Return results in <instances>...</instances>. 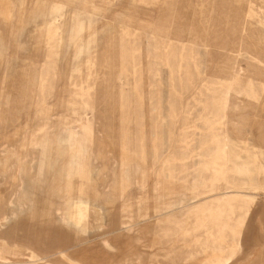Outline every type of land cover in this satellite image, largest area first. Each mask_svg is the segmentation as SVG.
Returning <instances> with one entry per match:
<instances>
[{
  "label": "rangeland",
  "instance_id": "374dc122",
  "mask_svg": "<svg viewBox=\"0 0 264 264\" xmlns=\"http://www.w3.org/2000/svg\"><path fill=\"white\" fill-rule=\"evenodd\" d=\"M263 2L0 0V160L33 154L36 169L46 137L64 138L74 127L89 141L80 168L63 173L55 143L45 180L31 177L34 170L21 172L35 195L0 226V264H77L89 260L87 251L113 261L129 254L127 264H217L229 256L223 264H264ZM111 131L128 138L126 148L107 138ZM225 140L229 163L221 165L216 192L170 206L188 189L204 192L213 177L204 162L215 164L207 150ZM186 167L204 170L205 179L196 180V171L188 183L166 175ZM229 175L236 186L228 189L230 200L218 203ZM105 186L118 196L109 230L69 216L82 204L90 214ZM17 196L7 194L12 209ZM198 206L215 209V231L224 229L226 242L207 238L198 254L178 255L185 241L200 238L201 223L211 227L208 215L200 220L193 213ZM32 229L36 236L29 238ZM107 245H115L108 254L101 251Z\"/></svg>",
  "mask_w": 264,
  "mask_h": 264
},
{
  "label": "bare ground",
  "instance_id": "6f19581e",
  "mask_svg": "<svg viewBox=\"0 0 264 264\" xmlns=\"http://www.w3.org/2000/svg\"><path fill=\"white\" fill-rule=\"evenodd\" d=\"M251 1V0H249ZM234 2V1H232ZM245 4V3H244ZM247 7V6H246ZM261 7L264 9V2L262 3ZM221 11H223V9H221ZM223 14V13H222ZM178 17V16H177ZM163 18V17H162ZM167 18V17H166ZM170 19V18H169ZM228 19V18H227ZM244 19V18H243ZM245 21V20H244ZM229 26V25H228ZM155 34V33H154ZM169 34V33H168ZM156 36V35H155ZM158 37V35H157ZM177 39V38H176ZM192 41V40H191ZM195 41V40H194ZM189 42V41H188ZM182 47V46H181ZM225 47V46H224ZM174 49V48H173ZM174 51V50H173ZM179 57V56H178ZM104 65V64H103ZM20 66V65H19ZM82 67V65H81ZM20 68V67H19ZM22 68V67H21ZM24 68V67H23ZM44 69V68H43ZM102 70V69H101ZM39 71V70H38ZM50 71V70H48ZM17 72V71H16ZM25 72V71H24ZM32 72V71H31ZM239 72V71H238ZM17 74V73H16ZM29 74V73H28ZM34 74V73H33ZM32 74V75H33ZM46 74V73H45ZM44 74L43 78L46 77ZM50 74V72H49ZM48 74V75H49ZM85 74V73H84ZM21 75V74H20ZM25 75V74H23ZM59 75V73H58ZM61 75V74H60ZM74 75V74H72ZM18 76V75H17ZM50 76V75H49ZM48 76V78H49ZM53 76V75H52ZM50 76V77H52ZM81 76V75H80ZM98 76V75H97ZM12 77V76H10ZM18 78V77H17ZM16 78V79H17ZM20 78V77H19ZM38 78V77H37ZM96 79V78H95ZM119 79V78H118ZM50 80V79H49ZM76 80V79H75ZM11 81H15V80H11ZM29 80H27L28 82ZM48 81V79H47ZM56 82V81H55ZM9 83V82H8ZM7 83V85H8ZM50 83V82H49ZM79 83V82H78ZM97 83V82H96ZM37 84V83H36ZM72 84V83H71ZM70 84V85H71ZM77 84V83H76ZM6 85V87H7ZM35 85V83L33 84ZM31 85V86H33ZM19 86V85H18ZM9 87V86H8ZM230 87V86H229ZM12 88V87H11ZM29 88V87H28ZM35 88V87H34ZM4 89V88H3ZM39 89H42V88H39ZM18 90V89H17ZM72 90V89H71ZM3 91V90H2ZM38 91V90H37ZM20 92V91H19ZM34 92V91H33ZM45 92V91H44ZM47 92V91H46ZM23 93V92H22ZM36 93V92H34ZM18 94V93H17ZM24 94V93H23ZM47 94V93H46ZM20 95V94H19ZM18 95V96H19ZM37 95V94H35ZM16 96V95H15ZM218 98V97H217ZM29 99V98H26V100ZM225 99V98H223ZM22 100V99H21ZM13 101V100H12ZM21 102V101H20ZM44 102V101H43ZM72 102V101H71ZM76 102V100H75ZM221 102V101H220ZM12 103V102H11ZM27 103V102H26ZM222 103V102H221ZM228 103V102H227ZM223 104V103H222ZM2 105V104H1ZM20 105V104H19ZM28 105V104H27ZM108 105V104H107ZM86 106V105H85ZM227 107V105H226ZM11 108V107H10ZM218 109V108H217ZM227 109V108H226ZM225 109V110H226ZM76 111V110H75ZM221 111V110H220ZM16 112V111H15ZM7 113V112H6ZM221 113V112H220ZM84 114V113H83ZM10 115V114H9ZM84 116V115H83ZM62 117V116H61ZM223 117V116H222ZM56 119V118H55ZM62 119V118H61ZM60 119V120H61ZM54 120V119H53ZM226 121V120H224ZM227 123V122H225ZM71 126V125H70ZM64 127V126H63ZM69 127V126H67ZM217 127V126H216ZM220 127V126H219ZM218 127V128H219ZM223 127V126H222ZM217 129V128H216ZM225 129V128H223ZM222 130V129H221ZM66 132V131H65ZM69 132V131H68ZM97 132V131H96ZM190 132V131H189ZM188 132V133H189ZM219 132V131H218ZM9 135H7V138H11L10 135H13V133L11 131L8 132ZM215 134V133H214ZM225 134V133H224ZM32 135V134H31ZM60 135V134H59ZM98 135V134H97ZM191 135V133H190ZM221 135V134H220ZM107 138L108 139H113L114 142H118L119 145L123 146L126 148V145L128 144V138L126 137H123L121 135H117L116 133L114 132H109L107 134ZM188 136V135H187ZM31 137V136H30ZM34 137V136H33ZM32 137V138H33ZM105 137V136H104ZM209 137V136H208ZM227 137V136H226ZM225 137V138H226ZM243 137V136H242ZM13 138V137H12ZM91 138V137H90ZM106 138V137H105ZM223 139V138H222ZM8 140V139H7ZM27 140V139H26ZM228 140V139H227ZM9 141V140H8ZM29 141V139H28ZM106 141V140H105ZM108 141V140H107ZM212 141V140H211ZM226 141V140H225ZM237 141V140H236ZM20 142V141H19ZM25 142V140H22V143ZM88 138L87 136L82 133L80 131L79 128H75L74 127V130L72 129V131H70L67 136H65L64 138H59V137H56L54 134H49L46 139H45V143L43 145L40 146L39 150L36 151L38 152L39 154V158H38V164H37V168L35 169L33 166H32V162L35 161V157H28L29 159H25L26 156H23L22 157V154L17 152V154H13V156L11 155L10 157H7L6 158V155L3 157L1 160H0V226L2 225V223L4 221H6L11 215L14 214V212L16 210H20L22 209V207L30 204L34 198V195H35V188L32 187V188H28V186L23 182V179L21 177V172H24L25 173H28L29 172H32L34 170V173L32 174L31 177H38L39 180L40 179H43L45 180L46 176L48 175L50 169L52 168V160L54 158V152L52 151V148H53V144L57 143L59 144L60 146V150H58L57 154L60 156V158H62V162H63V165H62V172L63 170H66L68 169V167H73L74 164H77L78 167L77 168H80L82 167L81 165H83V162H84V155H85V146L86 144L88 143ZM185 142V141H184ZM192 142V141H191ZM238 142V141H237ZM240 142L244 145V148L245 150L247 151L248 148H247V142L248 141H245L243 139L240 140ZM18 143V142H17ZM21 143V142H20ZM30 143H31V146L35 145L36 142L35 140L31 141L30 140ZM187 143V142H186ZM185 143V144H186ZM193 143V142H192ZM240 144V143H239ZM23 145V144H21ZM29 145V144H28ZM230 145V144H229ZM228 145V142L226 141V143L218 148H212V149H208L207 150V153L211 156V157H215V164L214 165H211L209 163V158H206V161L204 162V169L207 171L210 172L212 179L210 180V183L209 184H205L204 185V188H203V191L201 193L200 189L197 187V189H188V193H184L183 196H186L185 198H182L180 199L178 202L176 203H172L170 206H173V205H181V206H187L189 205L190 203L193 202V200H195L199 195L201 194H214L216 192V183L220 181V177L222 174V170H225L224 168L221 167V165L225 164L227 165L229 163V152L228 150L230 149ZM92 146V145H91ZM100 146V145H99ZM188 146V145H186ZM21 146H19L18 148H20ZM110 147V145H109ZM117 147V146H116ZM185 147V146H184ZM15 148V147H14ZM183 148V147H181ZM190 148V147H189ZM57 149V148H56ZM185 149V148H184ZM188 149V148H187ZM186 149V150H187ZM6 150V149H5ZM17 150V149H16ZM15 150V151H16ZM96 150V149H95ZM179 150V149H178ZM102 151V150H101ZM231 151V150H230ZM13 152V151H12ZM90 152V151H89ZM93 152V151H92ZM91 152V153H92ZM119 152V151H118ZM190 152V150H189ZM187 151V153H189ZM238 152V151H237ZM211 153V154H210ZM236 153V152H235ZM6 154V153H5ZM191 154V153H190ZM198 154V153H197ZM94 155V154H93ZM106 155V154H105ZM118 155V154H117ZM177 155V154H176ZM236 155V154H235ZM35 156V155H33ZM107 156V155H106ZM185 156V155H184ZM117 157V156H116ZM179 157V156H178ZM235 158V157H234ZM98 159V158H97ZM104 159V158H103ZM26 160V161H24ZM106 160V158H105ZM185 160V159H184ZM183 160V161H184ZM187 160V159H186ZM109 161V160H108ZM164 162V161H163ZM178 162V161H177ZM194 162V161H193ZM237 162V161H236ZM190 163V162H189ZM247 163V162H246ZM93 164V163H92ZM114 164V163H113ZM191 164V163H190ZM239 164V163H238ZM202 165V164H201ZM235 165V164H234ZM237 165V164H236ZM242 165V164H241ZM247 165V164H246ZM166 166V165H165ZM248 166V165H247ZM33 167V168H32ZM112 167V166H111ZM233 167V165L231 166ZM238 167V166H237ZM109 168V167H108ZM120 168V167H119ZM187 169L185 170H177L176 173H167V177H169L170 179H172L173 181L175 182H184V183H188L192 180L191 178V172L193 171H196V180H204L205 177H204V170L202 169H196L195 167H186ZM234 168H236L234 166ZM249 168V167H247ZM71 169V168H70ZM240 169V167H239ZM103 170V169H102ZM233 171V170H232ZM60 171L58 170V173ZM60 172V173H62ZM65 173V172H63ZM67 173V172H66ZM110 173V171H109ZM27 174V175H28ZM221 174V175H220ZM225 174V172H224ZM20 175V176H19ZM46 175V176H45ZM61 175V174H60ZM63 175V174H62ZM67 175V174H66ZM76 175V174H75ZM106 175V174H105ZM104 176V175H103ZM234 176V174L232 175ZM236 176V175H235ZM58 177V176H57ZM60 177V176H59ZM62 177V176H61ZM72 177V176H71ZM127 177V176H126ZM223 185H224V192H222L220 195H217L218 197H215L217 200L216 202L220 203V202H223V203H226L228 201V189L232 188V187H235L236 186V182L235 181H232V177L230 179V175L227 177V176H223ZM66 178V177H65ZM70 178V177H69ZM98 178V177H97ZM96 178V179H97ZM75 179V178H74ZM234 179V177H233ZM32 180V179H31ZM58 180V179H57ZM64 180V179H63ZM101 180V179H100ZM242 179H239V181H241ZM42 181V180H41ZM92 181V180H91ZM102 181V180H101ZM206 181V180H205ZM37 182V181H36ZM39 182V181H38ZM64 182V181H63ZM243 182V181H242ZM241 182V183H242ZM60 183V182H59ZM99 183H102V182H99ZM109 183V182H108ZM111 183V182H110ZM240 183V184H241ZM218 184V183H217ZM239 184V183H238ZM94 185V184H93ZM107 185V183L105 184ZM238 186V185H237ZM54 187H57V189L62 192V185H59V184H55ZM106 187V186H105ZM111 186H108L106 187V193H103L100 194V201H98L96 204H94L93 206H91L92 208V211L90 212V214H86L84 209H86V206L84 204H82L81 206H76L74 209H76V211H74V209H70L68 211V214L69 216H73L75 218V220L77 222H82L85 220V218L83 219V217H87L88 221L87 223L89 224H95L98 228H101V229H104L106 228V230H109L110 228V220L112 219L113 215H114V212H115V203H116V198L118 197L117 196V190L116 188L111 190L110 189ZM114 187H116V185H114ZM108 188V190H107ZM30 191H29V190ZM12 190V193H14V195L18 194L17 198H16V204H15V208H10V205L12 204V201L7 197V194L9 193V191ZM105 190V189H104ZM234 190V189H233ZM64 191V190H63ZM92 191V190H91ZM246 191V190H245ZM94 192V191H93ZM62 194V193H61ZM10 197H11V194H9ZM172 195H174V193L172 192ZM96 197V196H95ZM243 197V196H242ZM237 199V198H235ZM239 199V198H238ZM247 199V198H246ZM245 199V200H246ZM175 200V199H174ZM230 200V199H229ZM234 201V200H233ZM206 202V201H205ZM214 202V201H213ZM251 202V201H250ZM206 203H209L208 201ZM246 203V202H245ZM244 203V204H245ZM201 204V203H200ZM193 205V204H192ZM209 205V204H207ZM85 206V207H84ZM195 206V205H194ZM202 206V205H201ZM213 206V205H212ZM211 206V207H212ZM69 207V206H67ZM191 207V206H190ZM229 207V206H228ZM197 208V207H196ZM199 208V206H198ZM196 209L195 212V215L198 216V218L200 220H203L204 216H209L211 218V227H209V225H206L205 223H201L200 221V226L202 225V228H203V232H201V236L200 238H197V239H194V240H191V239H188V240H191V242L189 241H185V247L187 249V251H184L186 250L184 248L183 251H178V255H182V252L184 254H188V253H197L198 254V246L202 247L203 245L207 244L209 241H216V243L219 242L220 243H225L226 240L223 236V230L221 228V230H219V232L215 231V227L218 226V219L215 215V209H212L210 208L209 206H205L203 208H199V209ZM215 208V207H214ZM221 208V207H220ZM231 208V207H230ZM229 208V209H230ZM190 209V208H189ZM224 209V208H223ZM226 209V208H225ZM239 209V208H238ZM237 209V210H238ZM187 210V209H186ZM194 210V207L193 209ZM191 210V211H192ZM218 211H221V209H219V207L217 206V209ZM231 210V209H230ZM246 210V209H245ZM78 211V212H77ZM80 211V213H79ZM190 211V212H191ZM58 212V211H57ZM189 212V211H188ZM222 212H224L222 210ZM228 212V211H227ZM241 212V211H239ZM248 212V211H247ZM229 213V212H228ZM233 213V212H232ZM231 213V214H232ZM245 213V212H244ZM185 214V212H184ZM192 214V213H191ZM234 214V213H233ZM236 214V213H235ZM247 214V213H246ZM190 215V214H189ZM218 215V214H217ZM220 215V214H219ZM222 215V214H221ZM220 215V216H221ZM227 215V214H226ZM62 216V215H61ZM191 216V215H190ZM219 216V217H220ZM223 216V215H222ZM221 216V217H222ZM245 216V214H244ZM226 218V217H224ZM236 218V216H235ZM21 219V218H20ZM227 219V218H226ZM229 219V218H228ZM238 219V218H237ZM27 220V219H26ZM74 220V221H75ZM172 220V219H171ZM194 220V219H192ZM198 220V219H197ZM224 220V219H223ZM239 220V219H238ZM243 220V219H242ZM21 221V220H19ZM196 221V220H195ZM233 221V220H232ZM244 221V220H243ZM204 222V221H203ZM207 222V221H206ZM221 222V220H220ZM231 222V221H230ZM234 222V221H233ZM53 223V222H52ZM224 223V222H223ZM228 223V222H227ZM226 223V224H227ZM88 224V225H89ZM166 224V223H165ZM172 224V223H171ZM181 224V223H180ZM183 224V222H182ZM195 224V223H194ZM54 225V224H53ZM173 225V224H172ZM196 225V224H195ZM236 225V224H235ZM49 226V225H48ZM60 226V225H59ZM164 226V225H163ZM168 226V225H167ZM170 226V225H169ZM174 226V225H173ZM230 226V225H229ZM238 226V225H237ZM241 226V225H240ZM2 227V226H1ZM166 227V226H165ZM182 227V225L180 226ZM192 227V226H190ZM199 227V226H198ZM220 227V226H219ZM222 227V226H221ZM224 227V226H223ZM228 227V226H227ZM239 227V226H238ZM50 228V227H49ZM53 228V227H52ZM63 228V227H62ZM84 228V227H82ZM161 228V226L159 227ZM173 227H171L172 229ZM177 228V227H176ZM197 228V227H196ZM218 228V227H217ZM231 228V227H230ZM236 228V227H235ZM234 228V229H235ZM164 229V228H163ZM167 229V228H166ZM165 229V231H166ZM170 229V230H171ZM175 229V228H174ZM214 229V233H213V230ZM169 230V229H167ZM197 230V229H196ZM195 230V231H196ZM200 230V229H199ZM172 231V230H171ZM225 231V230H224ZM237 231V230H236ZM240 231V230H239ZM71 232V231H70ZM174 232V230H173ZM177 232V230H176ZM174 232V233H176ZM194 232V231H193ZM11 233V232H10ZM102 234V233H101ZM171 234V232H170ZM169 234V235H170ZM10 235V234H9ZM27 237L29 238H33L36 236V232H35V229H32V230H29L27 232ZM97 235V234H96ZM168 235V236H169ZM226 235H227V232H226ZM189 236V234H188ZM195 236V235H194ZM193 236V237H194ZM231 236V235H230ZM9 237V236H8ZM26 237V238H27ZM214 237V238H213ZM236 237V236H234ZM25 238V239H26ZM76 238V237H75ZM188 238V237H187ZM207 238L209 239V241H207ZM213 239V240H212ZM230 239V238H229ZM232 239V238H231ZM183 241V240H181ZM213 241V242H214ZM2 242V241H1ZM238 241L236 240V245L239 247V243H237ZM229 243V241L227 242ZM231 243V242H230ZM203 244V245H202ZM1 245V244H0ZM207 246V245H206ZM205 246V247H206ZM221 246V245H220ZM223 246V245H222ZM221 246V247H222ZM225 246V245H224ZM219 247V245H218ZM216 246V248H218ZM237 247V248H238ZM236 248V247H235ZM46 249V248H45ZM115 249V245H110V246H106V247H103L101 248V251L105 252V253H109V251L111 250H114ZM203 249H205L203 247ZM214 249V248H213ZM239 249V248H238ZM14 250V249H13ZM182 250V248H181ZM201 250V248H200ZM225 250V249H224ZM229 250V249H228ZM208 251V250H207ZM206 251V252H207ZM53 252V251H52ZM214 252V251H212ZM233 252V250H232ZM200 253V252H199ZM202 253V251H201ZM205 253V252H204ZM217 253V252H216ZM31 254V253H30ZM193 254V255H194ZM228 254V253H227ZM231 254V253H230ZM229 254V255H230ZM25 255V254H24ZM33 255V254H32ZM129 255V254H128ZM125 256L123 259H120V260H110V258L108 257H101V254H97V252H90V251H87L85 252L84 254H82V256H86L89 258V260H78V263L77 264H127L128 261L131 260V258L129 256ZM177 255V256H178ZM3 256V255H2ZM37 256V255H35ZM184 256V255H182ZM190 256V255H189ZM211 256V255H210ZM220 256V254L218 255ZM232 256V254H231ZM61 257V256H60ZM230 257V256H229ZM228 258H226L225 260H220L219 262H217V264H223V263H226L228 262ZM64 259V257H62ZM209 258V255L207 257V259ZM210 258H213V257H210ZM215 258V257H214ZM67 260V259H66ZM68 262H70L69 260H67ZM81 261H84V262H81ZM5 262V261H4ZM71 263V262H70ZM75 263V262H74ZM73 264V263H72ZM250 264H253V263H250Z\"/></svg>",
  "mask_w": 264,
  "mask_h": 264
}]
</instances>
